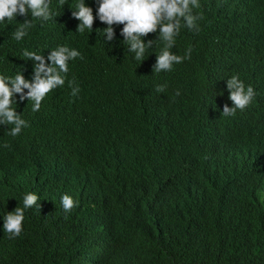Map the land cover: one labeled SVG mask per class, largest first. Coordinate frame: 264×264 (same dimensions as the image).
Masks as SVG:
<instances>
[{
	"label": "trees",
	"instance_id": "16d2710c",
	"mask_svg": "<svg viewBox=\"0 0 264 264\" xmlns=\"http://www.w3.org/2000/svg\"><path fill=\"white\" fill-rule=\"evenodd\" d=\"M205 36L204 27L180 32L172 51L183 57L191 48V58L161 73L163 92L146 82L144 96L135 93L146 109H159L158 127L144 113L119 122L108 144L91 138L89 127L81 143L69 131L76 127L74 110L60 102L54 118L43 116L44 108L29 111V127L16 137L4 131L0 264H264V30L259 47L255 37L241 41L239 59L233 48L204 45ZM151 49L148 67L161 47ZM232 76L255 95L246 109L225 117L223 106H233L226 87ZM76 87L81 111L75 112L95 124L108 102L88 110L87 88ZM167 108L180 113V124L163 121ZM57 129H63L61 148L46 139ZM30 192L37 206L25 209L22 233L9 239L3 217L23 207ZM64 194L78 202L69 213Z\"/></svg>",
	"mask_w": 264,
	"mask_h": 264
},
{
	"label": "clouds",
	"instance_id": "9594fccd",
	"mask_svg": "<svg viewBox=\"0 0 264 264\" xmlns=\"http://www.w3.org/2000/svg\"><path fill=\"white\" fill-rule=\"evenodd\" d=\"M202 27L207 31L204 45L233 48L239 59L243 39L249 38L250 43L255 37L258 47L261 44L264 0H0V137L7 140L4 131L16 137L29 127V111L44 108L41 114L54 118L60 102L74 110L76 127L69 131L77 132L81 143L86 142L83 131L87 133L89 127L91 138L95 135L108 144L119 135V122L130 123L144 113L158 127L154 112L159 109H146V104L135 100V93L144 96L146 82L149 89L163 92L166 86L160 85L161 73L191 58V48L183 57L172 51L175 38L180 32L194 34ZM153 46L161 50L148 67L146 54ZM259 59L264 61V55ZM65 84L69 91L60 90ZM77 85L87 88L89 101L93 100L88 110L100 101L108 102L106 108L98 109L95 124L85 112H75L81 111ZM226 87L233 106L225 104L222 115L234 116L237 110L246 109L255 92L252 86L245 89L238 76L227 79ZM115 105L124 107L123 118L131 120L109 114V121L101 123L110 136L105 139L97 133L98 113L109 110L118 114ZM161 116L164 122L180 124L182 120L173 108L165 109ZM55 123L63 128L62 121ZM46 139L61 148L63 129L46 134ZM137 139L148 141L142 136ZM112 144L117 145L114 140ZM38 199L35 193L26 194L23 207L3 217V231L9 239L20 236L25 209L37 206ZM61 205L69 213L78 202L64 194Z\"/></svg>",
	"mask_w": 264,
	"mask_h": 264
},
{
	"label": "rangeland",
	"instance_id": "374dc122",
	"mask_svg": "<svg viewBox=\"0 0 264 264\" xmlns=\"http://www.w3.org/2000/svg\"><path fill=\"white\" fill-rule=\"evenodd\" d=\"M114 108L117 110L118 114L123 117V113L125 112V108L124 107H120L115 105ZM110 111L107 110L105 112H99L98 113V117H97V123H96V127H97V133L99 135H101L103 138H109V134L105 131L101 129V123L102 122H108L109 121V114Z\"/></svg>",
	"mask_w": 264,
	"mask_h": 264
}]
</instances>
